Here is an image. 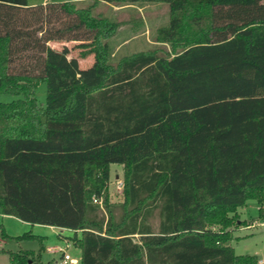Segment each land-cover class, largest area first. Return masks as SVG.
<instances>
[{
    "label": "trees",
    "instance_id": "obj_1",
    "mask_svg": "<svg viewBox=\"0 0 264 264\" xmlns=\"http://www.w3.org/2000/svg\"><path fill=\"white\" fill-rule=\"evenodd\" d=\"M97 2L167 3L156 38L172 55L109 62L116 23ZM68 41L93 53L92 77L50 46ZM0 93L21 96L0 102L4 215L71 230L79 264H259L230 241L237 208L264 204V0H0ZM25 237L39 250L9 264H50Z\"/></svg>",
    "mask_w": 264,
    "mask_h": 264
},
{
    "label": "rangeland",
    "instance_id": "obj_2",
    "mask_svg": "<svg viewBox=\"0 0 264 264\" xmlns=\"http://www.w3.org/2000/svg\"><path fill=\"white\" fill-rule=\"evenodd\" d=\"M93 14L106 17L109 21L116 23V31L108 40L109 62L116 64L123 57L138 52L152 51L162 56H170L173 53L172 46L168 42L156 38L159 27L167 24L169 20V9L167 3H143L133 5H116L112 3L97 2L93 8ZM51 47L64 51L66 56L72 60L80 74L84 77H92L91 67L94 55L88 48L82 47V42H52ZM47 84L39 83L35 87L34 96L37 101L44 105L46 101ZM21 96L10 93H0V102H10ZM117 176V177H116ZM122 180V166L110 165L109 198L113 203H120L123 199L122 188L118 189L116 180ZM101 201V200H100ZM237 226L232 228V239L230 245L235 254H253L260 259L259 264L264 261V204H259L256 199H248L244 206L237 208ZM1 229L6 234L2 238ZM43 236L44 251L42 260L50 264H61L62 253H48L49 246H57L64 249L75 263L79 264L80 249L68 243L67 238L74 234L69 229L58 227L30 224L21 221L14 216L4 215L0 208V264H9L6 251L33 250L38 251L40 243L35 238H18L24 233Z\"/></svg>",
    "mask_w": 264,
    "mask_h": 264
},
{
    "label": "built area",
    "instance_id": "obj_3",
    "mask_svg": "<svg viewBox=\"0 0 264 264\" xmlns=\"http://www.w3.org/2000/svg\"><path fill=\"white\" fill-rule=\"evenodd\" d=\"M116 184H117V188L120 189L123 186V182L121 179H117L116 180ZM93 201L95 203H101V201L99 199L94 198ZM49 252H61L62 253V259H61V264H67V263H75L76 259L72 258L64 249H62L61 247H57V246H52L49 247Z\"/></svg>",
    "mask_w": 264,
    "mask_h": 264
},
{
    "label": "crops",
    "instance_id": "obj_4",
    "mask_svg": "<svg viewBox=\"0 0 264 264\" xmlns=\"http://www.w3.org/2000/svg\"><path fill=\"white\" fill-rule=\"evenodd\" d=\"M61 1H65V0H27V3L29 4V5H37V4H45V3H47V2H61ZM52 43V42H51ZM51 43H50V46H51ZM67 58H69L68 56H67ZM117 177V176H116ZM0 241H2V240H0ZM49 247H52V246H49ZM49 247H47V249H46V251L48 252V253H53V252H49ZM262 262H264L263 260H261Z\"/></svg>",
    "mask_w": 264,
    "mask_h": 264
}]
</instances>
